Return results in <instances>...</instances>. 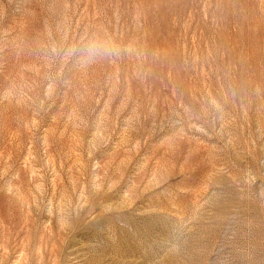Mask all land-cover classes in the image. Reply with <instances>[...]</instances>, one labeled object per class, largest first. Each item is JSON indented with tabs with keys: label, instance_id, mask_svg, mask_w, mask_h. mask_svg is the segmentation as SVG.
Returning <instances> with one entry per match:
<instances>
[{
	"label": "rangeland",
	"instance_id": "374dc122",
	"mask_svg": "<svg viewBox=\"0 0 264 264\" xmlns=\"http://www.w3.org/2000/svg\"><path fill=\"white\" fill-rule=\"evenodd\" d=\"M0 264H264V0H0Z\"/></svg>",
	"mask_w": 264,
	"mask_h": 264
},
{
	"label": "clouds",
	"instance_id": "9594fccd",
	"mask_svg": "<svg viewBox=\"0 0 264 264\" xmlns=\"http://www.w3.org/2000/svg\"><path fill=\"white\" fill-rule=\"evenodd\" d=\"M77 52H79L78 58L80 62L82 64H88L102 56L119 58L121 55L128 54L129 50L119 47L113 42L93 40L87 43L83 49L74 50L70 54L77 55Z\"/></svg>",
	"mask_w": 264,
	"mask_h": 264
},
{
	"label": "bare ground",
	"instance_id": "6f19581e",
	"mask_svg": "<svg viewBox=\"0 0 264 264\" xmlns=\"http://www.w3.org/2000/svg\"><path fill=\"white\" fill-rule=\"evenodd\" d=\"M110 220V218H107V221H109Z\"/></svg>",
	"mask_w": 264,
	"mask_h": 264
}]
</instances>
